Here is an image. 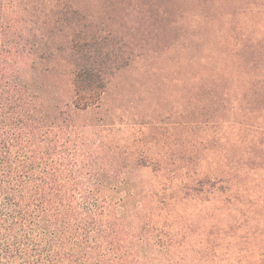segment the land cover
Segmentation results:
<instances>
[{
  "label": "trees",
  "instance_id": "trees-1",
  "mask_svg": "<svg viewBox=\"0 0 264 264\" xmlns=\"http://www.w3.org/2000/svg\"><path fill=\"white\" fill-rule=\"evenodd\" d=\"M122 2V15L98 16L74 0H0V264H207L238 244L218 235L264 230V47L177 56L172 79L154 82L143 61L167 59L154 45L176 19L154 0ZM140 62L134 83L117 80ZM160 84L197 90L170 113L122 109L135 87L147 101ZM202 121L220 127L215 176L197 173L194 144L174 143ZM123 126L165 139L155 157L122 141ZM145 168V187L128 181ZM201 200L223 219L174 211Z\"/></svg>",
  "mask_w": 264,
  "mask_h": 264
},
{
  "label": "rangeland",
  "instance_id": "rangeland-1",
  "mask_svg": "<svg viewBox=\"0 0 264 264\" xmlns=\"http://www.w3.org/2000/svg\"><path fill=\"white\" fill-rule=\"evenodd\" d=\"M156 3H160L166 6L171 13L170 19H176L171 23V31L169 34L163 36L162 38H157L161 40L160 42H155L154 49L158 52L169 51L167 59H157V55H152L151 58L143 61L145 68H151L152 72L149 77L154 81H161L163 77L170 78L173 77L172 72L169 71L168 63L171 60H176L177 56L182 57V63L185 65L188 59L191 57H201L208 51L223 52V56L230 51H238L243 45H253V46H263L264 47V0H154ZM76 6L82 11H90L98 16H120L123 14L124 3L122 0H74ZM159 26L160 23L158 22ZM214 61L223 60L213 59ZM226 62L232 65V73L235 69L232 64L233 60L228 58ZM142 62L135 65L133 68L125 71L117 80H125L127 83L135 82L138 79V74L140 73L137 67H140ZM137 69V70H136ZM189 69V68H188ZM200 67L198 63L194 65L193 71L199 70ZM230 70V69H229ZM155 76H152V75ZM165 74L158 78L159 75ZM188 78V76H187ZM144 83H147L148 79L141 78ZM139 78V80H141ZM172 79V78H170ZM164 82V81H163ZM133 86V85H132ZM160 84V91L155 92L151 99L146 101L144 89L142 87H135L131 91L128 102L122 105L123 108H130L131 111H135L132 105L138 107L139 110L147 111L145 109V104L148 102V110L155 109L156 103H161L162 113H170L173 110H180L181 107H189V100H192L194 95L193 89L197 88L186 86L185 89L180 90V87L170 86L168 91L167 87H162ZM173 88V89H172ZM193 88V89H192ZM199 92L200 88H198ZM203 92V91H201ZM205 96V95H204ZM202 97L205 98V97ZM193 105V104H191ZM197 112V111H196ZM261 111L260 113H262ZM165 115V114H162ZM172 117L165 119V121H173ZM200 120L201 116L198 117ZM170 125V124H168ZM140 127V132L137 136L132 130H129L126 126H123L122 141L125 143H136L138 144V153H143L148 155L150 158L155 157V152L159 151V144L165 139H159L161 141H147L149 138L142 136V131H150L144 126ZM143 129V130H142ZM220 127L216 123L206 124L204 121L199 124L194 123L192 127H180L176 129L173 133H177L175 144H194L193 159L199 157V166H197V173L201 176L203 173L209 176H215L217 161L215 160L217 153L220 149V142L218 139V133ZM158 137L160 133L156 132ZM139 137V140H137ZM175 137H170L169 140ZM136 142H135V141ZM203 141V142H201ZM159 143V144H158ZM172 146V145H171ZM204 146L205 149H204ZM185 148V147H183ZM188 148V147H187ZM188 150V149H187ZM195 162V160H194ZM259 172L258 177L262 179L260 187H264V170ZM153 177L149 168L137 169L128 173L129 182H140L141 187H145L149 179ZM246 204L245 207H247ZM215 202H205L204 200L191 202L187 205H181L175 207L174 211L187 209L189 213L200 208L205 213H210L212 221L223 219L222 209L217 207ZM224 216V215H223ZM255 223V221L253 222ZM257 225L264 228V218L259 219ZM215 231V229H214ZM239 236L231 237L228 235L223 238V235H218L217 240L222 244L227 241L238 243L235 248L230 252L225 245H222L218 249V258L215 261L207 264H264V230L262 234L258 236L247 237L245 239L242 236L247 235L246 229L238 230ZM216 234V233H215ZM215 237V236H214ZM238 241V242H237ZM241 247V248H240ZM252 251V252H251ZM251 252V254H250ZM250 254V255H249Z\"/></svg>",
  "mask_w": 264,
  "mask_h": 264
}]
</instances>
